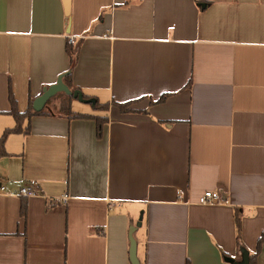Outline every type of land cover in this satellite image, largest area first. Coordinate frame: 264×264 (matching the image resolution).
Wrapping results in <instances>:
<instances>
[{
    "label": "crops",
    "instance_id": "0c3cea01",
    "mask_svg": "<svg viewBox=\"0 0 264 264\" xmlns=\"http://www.w3.org/2000/svg\"><path fill=\"white\" fill-rule=\"evenodd\" d=\"M68 41L80 43L73 83L110 105L72 109L108 122L99 137L95 119L37 115L30 133L8 136L0 264H134L132 230L140 264L255 253L264 0H0V138L16 125L11 93L24 112L70 69ZM32 180L36 196L16 194ZM206 190L222 201L199 203Z\"/></svg>",
    "mask_w": 264,
    "mask_h": 264
},
{
    "label": "trees",
    "instance_id": "16d2710c",
    "mask_svg": "<svg viewBox=\"0 0 264 264\" xmlns=\"http://www.w3.org/2000/svg\"><path fill=\"white\" fill-rule=\"evenodd\" d=\"M66 50L70 56V69L61 75L63 83L69 88L70 92L59 91L54 96H52L46 102V105L41 110H36L34 108V99H31L29 107L26 111L22 112L18 109V104L16 99L11 93V104L12 108L8 112L10 115L14 117L16 120V125L12 128H7L3 135L0 138V157L9 155V153L5 149V143L8 136L12 133L24 132L30 133L31 131V119L33 116L37 115H65L68 117L74 118H90L95 119L97 122V133L98 136L101 137L103 135L104 124L108 122V116L102 115H93L86 113H78L74 112L72 109V100L78 99L74 97V92L76 90H80L72 80L73 69L77 63L78 53L80 50V43H72L71 41L67 42ZM85 102L90 103L94 109L97 110H108L109 103H101L97 98L90 97L88 95L83 94ZM166 98V95L160 97L156 102H162ZM131 102L128 103H119L120 108L124 112L132 111L130 108ZM25 122H27L26 125ZM22 214L25 216L26 214V203L22 204ZM236 223H237V240L238 244H241V236H242V222L241 215L238 211H236ZM264 244V233L260 236L257 244L256 252L253 254L249 253V264H258L257 257L263 249ZM232 260V259H231ZM189 264V262H187Z\"/></svg>",
    "mask_w": 264,
    "mask_h": 264
},
{
    "label": "water",
    "instance_id": "95a60500",
    "mask_svg": "<svg viewBox=\"0 0 264 264\" xmlns=\"http://www.w3.org/2000/svg\"><path fill=\"white\" fill-rule=\"evenodd\" d=\"M59 91H66V92H70L69 88L63 83L62 81V77L60 76L58 79V82L50 85L47 89L44 90V92L38 96L35 101H34V108L36 110H41L42 108H44V106L46 105V102L48 101V99H50L52 96H54L57 92ZM74 97L78 98L81 101L85 102V99L83 97V93L81 90H76L74 92ZM132 230V234H133ZM131 234V256H132V260L134 262V264H140L136 255V241L133 237V235ZM243 262L241 264H249V253L248 251L244 252L243 255Z\"/></svg>",
    "mask_w": 264,
    "mask_h": 264
},
{
    "label": "built area",
    "instance_id": "2783aa9c",
    "mask_svg": "<svg viewBox=\"0 0 264 264\" xmlns=\"http://www.w3.org/2000/svg\"><path fill=\"white\" fill-rule=\"evenodd\" d=\"M71 41H74V38L71 37ZM38 182L36 180L30 181L29 184L23 186L20 188L19 192L16 193L18 195L24 196V197H33L36 196L38 193ZM0 193L9 194L8 188L6 184L2 181H0ZM66 199V196L63 197ZM222 193L220 191H214V190H206L199 198V203L201 204H213V203H219L222 201Z\"/></svg>",
    "mask_w": 264,
    "mask_h": 264
},
{
    "label": "rangeland",
    "instance_id": "374dc122",
    "mask_svg": "<svg viewBox=\"0 0 264 264\" xmlns=\"http://www.w3.org/2000/svg\"><path fill=\"white\" fill-rule=\"evenodd\" d=\"M79 102H74V109L76 108L77 110H89V106H87L86 104H84L85 102L78 100Z\"/></svg>",
    "mask_w": 264,
    "mask_h": 264
}]
</instances>
